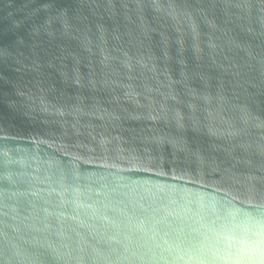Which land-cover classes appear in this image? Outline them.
I'll return each mask as SVG.
<instances>
[{"label": "water", "instance_id": "1", "mask_svg": "<svg viewBox=\"0 0 264 264\" xmlns=\"http://www.w3.org/2000/svg\"><path fill=\"white\" fill-rule=\"evenodd\" d=\"M0 264H264V0H0Z\"/></svg>", "mask_w": 264, "mask_h": 264}]
</instances>
